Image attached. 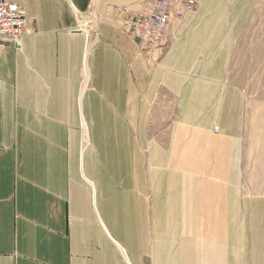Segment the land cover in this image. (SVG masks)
<instances>
[{
	"label": "crops",
	"instance_id": "0c3cea01",
	"mask_svg": "<svg viewBox=\"0 0 264 264\" xmlns=\"http://www.w3.org/2000/svg\"><path fill=\"white\" fill-rule=\"evenodd\" d=\"M14 1L26 34L0 47V264H264L230 80L259 0H196L153 64L116 11L147 0Z\"/></svg>",
	"mask_w": 264,
	"mask_h": 264
},
{
	"label": "rangeland",
	"instance_id": "374dc122",
	"mask_svg": "<svg viewBox=\"0 0 264 264\" xmlns=\"http://www.w3.org/2000/svg\"><path fill=\"white\" fill-rule=\"evenodd\" d=\"M230 80L244 94L246 179L264 193V0H259L235 44Z\"/></svg>",
	"mask_w": 264,
	"mask_h": 264
},
{
	"label": "built area",
	"instance_id": "2783aa9c",
	"mask_svg": "<svg viewBox=\"0 0 264 264\" xmlns=\"http://www.w3.org/2000/svg\"><path fill=\"white\" fill-rule=\"evenodd\" d=\"M196 4V0H147L136 10L120 6L116 11L122 15L121 27L136 40L139 54L146 63L153 64L154 54L163 52L175 37V33H168L170 26L178 25ZM25 24L26 9L22 5L0 0V47L11 43L19 49L26 34ZM216 131L217 126L212 129Z\"/></svg>",
	"mask_w": 264,
	"mask_h": 264
},
{
	"label": "bare ground",
	"instance_id": "6f19581e",
	"mask_svg": "<svg viewBox=\"0 0 264 264\" xmlns=\"http://www.w3.org/2000/svg\"><path fill=\"white\" fill-rule=\"evenodd\" d=\"M82 19V18H81Z\"/></svg>",
	"mask_w": 264,
	"mask_h": 264
}]
</instances>
